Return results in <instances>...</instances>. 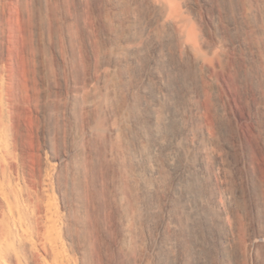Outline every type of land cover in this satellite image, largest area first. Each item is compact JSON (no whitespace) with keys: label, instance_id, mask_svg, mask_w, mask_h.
Listing matches in <instances>:
<instances>
[{"label":"bare ground","instance_id":"obj_1","mask_svg":"<svg viewBox=\"0 0 264 264\" xmlns=\"http://www.w3.org/2000/svg\"><path fill=\"white\" fill-rule=\"evenodd\" d=\"M0 264H264V0H0Z\"/></svg>","mask_w":264,"mask_h":264},{"label":"rangeland","instance_id":"obj_2","mask_svg":"<svg viewBox=\"0 0 264 264\" xmlns=\"http://www.w3.org/2000/svg\"><path fill=\"white\" fill-rule=\"evenodd\" d=\"M174 79V80H173ZM176 79V80H175ZM178 80H177V78L174 76V75H172L171 77H170V79H169V84L171 85V87H174L173 88V94L174 95H176V94H178V92L179 91H177L176 93H175V91L176 90H178V88L175 86V83L177 82ZM186 86V85H185ZM176 88V89H175ZM174 89H175V91H174ZM175 97V96H174ZM179 104L182 106V107H184V103L182 104L181 103V101H179ZM233 116H232V114H228V116H227V119L225 118V121L223 122V124L221 125V127H220V137L221 138H223V139H226L227 138V140L229 139L230 140V138L232 139V138H235L236 137V135L238 134V125H236L237 123H236V121H235V119H234V117L232 118ZM228 127H227V126ZM237 128V130H235ZM178 129H179V125H174V127L172 128V131H178ZM225 132V133H224ZM235 136V137H234ZM240 155V154H239ZM237 156H238V154H237ZM239 157V156H238ZM166 179H169V175H167L166 177H165V181H168V180H166ZM201 183V182H200ZM199 182H198V184H199V186H198V184H197V182L195 181H191L188 185L187 184H185L184 183V185H183V187H184V189L188 192V190L190 191V193L192 192L193 193V195H195V196H199V194L200 195H202V193H203V187L201 186V184L202 185H204V183H201L200 184ZM199 187V188H198ZM202 187V188H201ZM202 189V190H201ZM202 191V192H201ZM191 193V194H192ZM163 198V197H162ZM176 203V202H175ZM177 204V205H176ZM174 206H175V208H173V209H175V210H173L172 209V213L173 214H177V213H179V212H181L182 210V208H181V205L180 204H178V203H176ZM178 207V211L176 210L177 209V207ZM179 206H180V208H179ZM179 209H180V211H179ZM183 213V212H182ZM185 214H183V217L181 218V220H182V225L183 226H185V228H183V230L185 231V234L187 233V235H191L192 234V231L194 232L196 229V231H198V230H200L201 229V227H202V224H203V221L201 220L200 222H198V223H196V222H194V219H190L189 217H187V216H185ZM155 218V219H154ZM183 218L185 219V221L187 220V222H186V224H190V226H188V225H186L185 224V221L183 222ZM188 218V219H187ZM153 219V221H157L158 220V217H153L152 218ZM188 220H190V222L188 221ZM192 220V221H191ZM201 225H200V224ZM198 224H199V226H198ZM182 226V227H183ZM195 226V227H194ZM200 229H199V228ZM187 229L189 230V231H187ZM191 232V233H190Z\"/></svg>","mask_w":264,"mask_h":264}]
</instances>
